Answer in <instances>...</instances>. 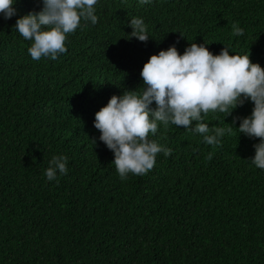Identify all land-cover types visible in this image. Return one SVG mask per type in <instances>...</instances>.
<instances>
[{"label":"trees","instance_id":"obj_1","mask_svg":"<svg viewBox=\"0 0 264 264\" xmlns=\"http://www.w3.org/2000/svg\"><path fill=\"white\" fill-rule=\"evenodd\" d=\"M0 264H264V0H0Z\"/></svg>","mask_w":264,"mask_h":264}]
</instances>
